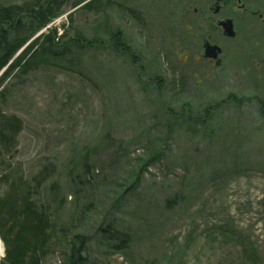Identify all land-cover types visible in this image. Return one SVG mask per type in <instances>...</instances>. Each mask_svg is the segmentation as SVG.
Masks as SVG:
<instances>
[{"label": "rangeland", "instance_id": "1", "mask_svg": "<svg viewBox=\"0 0 264 264\" xmlns=\"http://www.w3.org/2000/svg\"><path fill=\"white\" fill-rule=\"evenodd\" d=\"M77 1L30 41L56 29L101 42L0 87L23 123L25 175L54 167L42 196L55 223L86 236L98 264H264V89L239 73L240 37L206 22L212 0ZM204 39L223 49L219 67ZM106 226L128 234L125 252Z\"/></svg>", "mask_w": 264, "mask_h": 264}, {"label": "trees", "instance_id": "2", "mask_svg": "<svg viewBox=\"0 0 264 264\" xmlns=\"http://www.w3.org/2000/svg\"><path fill=\"white\" fill-rule=\"evenodd\" d=\"M85 1L78 0L75 6ZM95 2L90 0L83 8L92 9ZM63 5L64 0H36L0 6V72L4 69L0 87L11 75H24L48 59H67L75 49L101 42L100 39L67 38L66 32L57 35L56 29L42 36L38 45L39 36L30 41L60 14ZM111 37L108 44L117 47L118 36ZM22 125L19 117L0 109V239L4 246L0 264H51V255L56 247H61L59 244L65 245V248L62 246L65 251L56 264H98L89 251L90 241L86 236L71 233L68 227L59 226L53 220L51 200L42 196L46 190L55 192L58 188V185L47 186L54 174L52 164L30 177L25 175L18 159ZM100 231L107 241L117 244L119 251L128 249L127 233L111 226Z\"/></svg>", "mask_w": 264, "mask_h": 264}, {"label": "flooded vegetation", "instance_id": "3", "mask_svg": "<svg viewBox=\"0 0 264 264\" xmlns=\"http://www.w3.org/2000/svg\"><path fill=\"white\" fill-rule=\"evenodd\" d=\"M208 14L204 16L207 23L212 22L214 29L221 33L227 40L240 37L234 48L239 54L238 60L244 62L239 65V73L245 81L247 74H254L260 89H264V0H212L207 6ZM221 21H230L234 36L224 35L219 26ZM243 28L244 36H241ZM208 42L220 48V56L223 49L220 45L204 39L201 47ZM206 59V58H204ZM211 65L219 67L221 58L216 61L206 59Z\"/></svg>", "mask_w": 264, "mask_h": 264}, {"label": "water", "instance_id": "4", "mask_svg": "<svg viewBox=\"0 0 264 264\" xmlns=\"http://www.w3.org/2000/svg\"><path fill=\"white\" fill-rule=\"evenodd\" d=\"M219 26L222 28V32L224 35L234 36V32L232 30V24L230 21H221L219 22ZM203 47H204L203 55L205 58L218 60V55L220 54V48L218 46L205 43Z\"/></svg>", "mask_w": 264, "mask_h": 264}, {"label": "bare ground", "instance_id": "5", "mask_svg": "<svg viewBox=\"0 0 264 264\" xmlns=\"http://www.w3.org/2000/svg\"><path fill=\"white\" fill-rule=\"evenodd\" d=\"M3 251H2V245H1V241H0V256H2V253Z\"/></svg>", "mask_w": 264, "mask_h": 264}]
</instances>
